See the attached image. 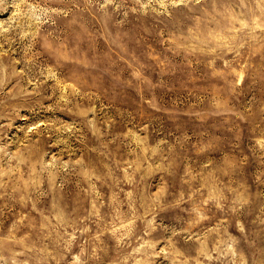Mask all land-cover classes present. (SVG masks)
<instances>
[{"label": "rangeland", "instance_id": "374dc122", "mask_svg": "<svg viewBox=\"0 0 264 264\" xmlns=\"http://www.w3.org/2000/svg\"><path fill=\"white\" fill-rule=\"evenodd\" d=\"M0 264H264V0H0Z\"/></svg>", "mask_w": 264, "mask_h": 264}]
</instances>
